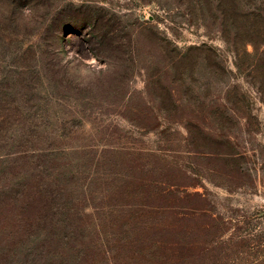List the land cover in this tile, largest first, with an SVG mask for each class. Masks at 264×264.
<instances>
[{
  "label": "rangeland",
  "instance_id": "374dc122",
  "mask_svg": "<svg viewBox=\"0 0 264 264\" xmlns=\"http://www.w3.org/2000/svg\"><path fill=\"white\" fill-rule=\"evenodd\" d=\"M193 3L0 0V109L49 165L37 204L0 140V264H264V36Z\"/></svg>",
  "mask_w": 264,
  "mask_h": 264
},
{
  "label": "trees",
  "instance_id": "16d2710c",
  "mask_svg": "<svg viewBox=\"0 0 264 264\" xmlns=\"http://www.w3.org/2000/svg\"><path fill=\"white\" fill-rule=\"evenodd\" d=\"M216 1H218L219 3V10H222L221 14H222L223 26L225 32H227L224 35V39L227 41V44L230 43L231 35L228 26L229 24H231L233 30H236L234 34V42L236 41V38L239 35H245L247 41L242 43L243 47H245L247 44L250 43L252 44L251 46L254 47L255 50V46L253 45L254 44L253 42L256 38L264 36L263 34L264 29L261 30L262 27H260L258 23H256L254 20L251 19L250 13H244V12H242L241 14L236 13V10L233 9V8H238V3L236 2V0H216ZM193 4H195L197 7H200L201 0H194ZM233 18H236V20L233 21ZM237 24H239V26ZM257 27L260 30L257 29ZM232 46L236 60L238 62L241 61L242 57H250V54L246 52V50L240 51V48L238 49L234 43H232ZM22 102H24V100ZM14 110L15 112H17V115L19 117L16 115L15 117L13 116L11 118L9 108L0 109V112H3L2 114H0V140L1 141L4 140L6 136L7 141L5 142H10V143H6L7 145H11L14 148H25V149L33 148L29 150H33L34 152L36 150L40 151L37 152L36 154L34 153L32 155H28V154L22 155L20 158H17L18 161H21V164L23 166L28 167V172L31 171V173L27 174L28 182L32 181L34 185L31 184L29 185L28 183L25 184L23 188H25L27 192H31L32 190L36 189V196L33 201H35L38 204L40 201H42L43 182L44 180L46 181L45 178L48 177L47 170L49 169L48 163L45 162L47 155L43 154L44 153L43 148L40 149L39 147H37L40 145L43 146L44 143H41L39 141L40 136H38L39 133L38 131L39 127L37 126L38 124L37 123L30 124L29 122V125L21 124L22 126H18L20 124L18 121L22 120L23 111H20L19 109H14ZM26 111L29 117L33 116V114L30 113L31 111L29 108H26ZM27 151L28 150H25L24 153ZM16 164H17V160H16ZM30 201L31 200L29 199L26 200L27 216L26 217L24 216L23 220L25 221L27 226L28 225L39 226V223L42 220V216L39 213L38 215L39 217H36V219H34L35 217L32 216L33 212L29 210V208L33 207V205L30 204Z\"/></svg>",
  "mask_w": 264,
  "mask_h": 264
}]
</instances>
